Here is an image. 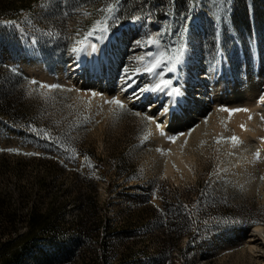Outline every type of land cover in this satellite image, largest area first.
<instances>
[{
    "label": "rangeland",
    "instance_id": "obj_1",
    "mask_svg": "<svg viewBox=\"0 0 264 264\" xmlns=\"http://www.w3.org/2000/svg\"><path fill=\"white\" fill-rule=\"evenodd\" d=\"M22 1H0V209L17 212L22 233L32 212L55 211L61 236L50 241L49 231L41 255L25 263L89 264L105 252L100 264H264L247 242L249 230L264 225V133L254 124L263 125L261 113L248 121L222 110L237 105L218 103L197 123L169 132L189 160L182 167L173 145L160 139L161 122L124 102L116 81L108 96L58 76L74 47L135 20L140 27L112 62L129 81L151 51L153 21L164 65L190 48L207 65L202 78L210 89V70L226 55L244 87L243 51L253 78L257 51L264 65V0ZM36 59L53 77L26 71ZM86 67L93 79L96 70ZM144 76L130 95L151 85ZM191 89L193 101L207 102L205 87ZM113 99L124 108L108 102ZM106 222L113 227L108 238Z\"/></svg>",
    "mask_w": 264,
    "mask_h": 264
},
{
    "label": "bare ground",
    "instance_id": "obj_2",
    "mask_svg": "<svg viewBox=\"0 0 264 264\" xmlns=\"http://www.w3.org/2000/svg\"><path fill=\"white\" fill-rule=\"evenodd\" d=\"M138 26L139 24L137 21L130 20L113 32L107 30L104 36L97 42L89 40L81 48L82 51L75 52L69 65H59L58 76L66 79L67 82L77 84L82 90L94 88L99 90L100 93L108 96L116 92V90L113 91L116 81L119 86V91H117V93L124 102L136 104L138 107H145L149 115H153L156 117V120L161 122L164 135H162L160 139L173 145L175 158L182 167H187L189 160L177 150V141L170 140L167 134L169 132L171 133L173 130L185 129L192 122L197 123L202 120L205 109H207L208 106H215L218 103H225L228 107L237 105L241 109L248 110L238 111L241 113L240 115L244 114L248 117V121H251V119H249L251 115L256 117L261 113L264 117V65L259 51L255 53L256 78H253L251 75L247 58L243 51V64L246 73V83L244 87L240 86L230 61L227 56L224 55V58L217 61L215 66L210 70L212 85L210 89H207L202 78L205 65L203 62H199V60L194 64L195 56L190 48H185L177 59L164 65L166 56L165 49L163 45L157 41L158 34L153 28V21L150 23L152 29L151 51L141 60L137 75L132 77L129 81H125L123 77L116 74L112 61H115V56L118 58V56L121 55V53L117 51L119 45L122 44L128 34L136 30ZM130 39L131 38H129V40ZM126 42L129 41L127 40ZM123 47H127V45L124 44ZM125 54L126 53H124V56ZM77 64H79V66ZM86 65L92 66L93 69L96 70V75L93 79L88 77ZM66 70L71 74L70 77L66 75ZM26 71L39 73L50 78L53 77V74L47 70L46 63L43 59L31 60L30 63L26 65ZM169 74L174 76L173 79H168ZM139 75H142L143 78L145 77L144 75L150 77L151 85L146 91H141L137 93V95H130L133 92V87L138 83L139 79H137V76ZM192 81L196 83L197 87L203 86L206 88V103L203 102V104H201V99H197L200 104L193 101L194 94L191 85H194V83H192ZM128 84H131V87H128ZM157 86H159V90H153L157 88ZM172 89H179V94L169 95ZM151 95H154L155 98L158 97L160 100L162 99L163 102L156 103L154 97H152V99L150 98ZM167 99H170V101L166 103L165 101ZM191 106V109H193L195 113L192 118H188L186 112ZM238 112L236 113L239 114ZM254 124L259 128V133H264V122L262 126L256 123ZM248 233L247 242L249 249L252 251L260 250L257 252L256 256L264 259V225L256 224Z\"/></svg>",
    "mask_w": 264,
    "mask_h": 264
},
{
    "label": "trees",
    "instance_id": "obj_3",
    "mask_svg": "<svg viewBox=\"0 0 264 264\" xmlns=\"http://www.w3.org/2000/svg\"><path fill=\"white\" fill-rule=\"evenodd\" d=\"M0 1L10 3L16 0ZM22 3L30 4L31 0H23ZM0 110L3 111L1 106ZM0 201L3 202V198H0ZM0 216H4L7 223V226L3 230L0 228V264H26L25 261L28 256L39 257L41 255V243L47 241L49 231L50 241H53L55 238L61 239V236L56 230L57 226L53 221L56 216L55 211L50 210L46 213H40L38 211L32 212L28 220V230L24 233L19 232L17 229V212L9 210L3 211L0 209ZM103 228L104 238H108L113 234V227L108 222H106ZM6 235L7 237L4 238ZM104 255L105 252L103 256H96V259L90 260L89 264H100V260L104 259Z\"/></svg>",
    "mask_w": 264,
    "mask_h": 264
},
{
    "label": "snow or ice",
    "instance_id": "obj_4",
    "mask_svg": "<svg viewBox=\"0 0 264 264\" xmlns=\"http://www.w3.org/2000/svg\"><path fill=\"white\" fill-rule=\"evenodd\" d=\"M105 30H106V29H105ZM93 48H94V46H93ZM72 51H73V52H80V51H82V49L74 47V48L72 49ZM32 83H36V82H35V81H32ZM165 86H166V85H165ZM41 87L57 88V87H59V86H58V85H41ZM128 87H131V84H128ZM146 90H147V89H141V90H139V91H146ZM153 90H159V86H157V88H155V89H153ZM173 94L178 95V94H179V89H172V92L169 93V95H173ZM93 95H95V93H93ZM133 95H137V93L134 92ZM108 102H109V103H113V104L118 105L121 109L124 108V104H123L120 100H118V99H113V100L108 101ZM222 110H224V111H229L230 113L238 112V111H248L247 109H231V110H229V109H222ZM137 115H139V114H137ZM249 119H251V117H249ZM157 127H159V125H157ZM241 127L243 128L244 126L241 125ZM169 139L174 141V140H175V137H169ZM230 139H231V141L234 142V143H238V142H240V141H239V138H238L237 136H235V135H233L232 137H230ZM262 139H264V138H262ZM8 151H17V150H15V149H9ZM159 151H163V150H159ZM27 155H33V153H28ZM255 157H256V159H259V158H260V153H259V151H257V152L255 153Z\"/></svg>",
    "mask_w": 264,
    "mask_h": 264
}]
</instances>
